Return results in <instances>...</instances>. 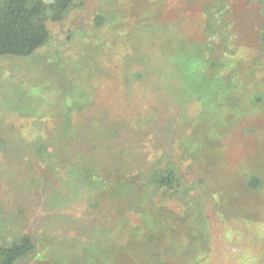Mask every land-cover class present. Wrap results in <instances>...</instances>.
<instances>
[{"label": "rangeland", "instance_id": "obj_1", "mask_svg": "<svg viewBox=\"0 0 264 264\" xmlns=\"http://www.w3.org/2000/svg\"><path fill=\"white\" fill-rule=\"evenodd\" d=\"M73 2L0 57V237L33 238L20 264H264V4Z\"/></svg>", "mask_w": 264, "mask_h": 264}, {"label": "trees", "instance_id": "obj_2", "mask_svg": "<svg viewBox=\"0 0 264 264\" xmlns=\"http://www.w3.org/2000/svg\"><path fill=\"white\" fill-rule=\"evenodd\" d=\"M259 2L264 4V0ZM73 5V0H0V57L31 55L51 37L48 24L62 21ZM101 20L102 18L95 17L96 27L100 26ZM258 44L264 50V30L260 34ZM212 64L214 66L216 63ZM3 145H6V140L0 138V156L3 155ZM44 145L39 149H45ZM45 155L54 160V156L48 151L41 155L42 162ZM55 157L59 158L58 155ZM82 177L87 179L84 173ZM101 179H104V176ZM175 183H179V178L171 171L166 176L155 174L151 186L170 190ZM259 185L260 181L256 177H250L247 182V186L252 189L258 188ZM20 239L18 241L0 237V264H20L33 257L36 247L33 238L24 235Z\"/></svg>", "mask_w": 264, "mask_h": 264}]
</instances>
